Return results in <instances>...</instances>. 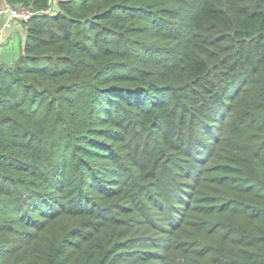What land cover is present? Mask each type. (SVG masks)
Returning <instances> with one entry per match:
<instances>
[{"label": "trees", "instance_id": "16d2710c", "mask_svg": "<svg viewBox=\"0 0 264 264\" xmlns=\"http://www.w3.org/2000/svg\"><path fill=\"white\" fill-rule=\"evenodd\" d=\"M4 2L0 264H264V0Z\"/></svg>", "mask_w": 264, "mask_h": 264}, {"label": "rangeland", "instance_id": "374dc122", "mask_svg": "<svg viewBox=\"0 0 264 264\" xmlns=\"http://www.w3.org/2000/svg\"><path fill=\"white\" fill-rule=\"evenodd\" d=\"M16 24L15 33L8 38V43H3L0 48V62L3 61L11 65L20 57L26 37L23 24L21 22Z\"/></svg>", "mask_w": 264, "mask_h": 264}, {"label": "built area", "instance_id": "2783aa9c", "mask_svg": "<svg viewBox=\"0 0 264 264\" xmlns=\"http://www.w3.org/2000/svg\"><path fill=\"white\" fill-rule=\"evenodd\" d=\"M51 10H47L50 12ZM34 16L33 11L26 6H11L10 4L4 2L0 6V17H6V21L3 23V26L0 28V33H3L7 27L14 22H28ZM3 35V34H1ZM4 43V36H1L0 39V48Z\"/></svg>", "mask_w": 264, "mask_h": 264}, {"label": "crops", "instance_id": "0c3cea01", "mask_svg": "<svg viewBox=\"0 0 264 264\" xmlns=\"http://www.w3.org/2000/svg\"><path fill=\"white\" fill-rule=\"evenodd\" d=\"M6 21V17H0V28L3 26V23ZM17 22H14L10 25V27H7L5 29V31L3 33H0V39H1V36H4V43H8V38L12 37V34L15 33L16 29H17ZM3 34V35H1ZM4 44V45H5Z\"/></svg>", "mask_w": 264, "mask_h": 264}]
</instances>
